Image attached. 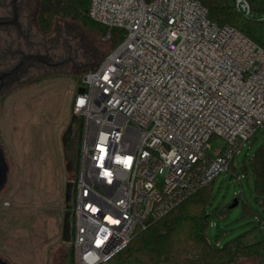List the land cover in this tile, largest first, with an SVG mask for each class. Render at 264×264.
<instances>
[{"label": "built area", "instance_id": "obj_1", "mask_svg": "<svg viewBox=\"0 0 264 264\" xmlns=\"http://www.w3.org/2000/svg\"><path fill=\"white\" fill-rule=\"evenodd\" d=\"M230 1L264 22L253 0ZM89 16L125 32L72 103L83 119L74 263L108 264L138 229L229 172L264 128V49L196 0H90ZM213 138L225 146L211 149Z\"/></svg>", "mask_w": 264, "mask_h": 264}, {"label": "rangeland", "instance_id": "obj_2", "mask_svg": "<svg viewBox=\"0 0 264 264\" xmlns=\"http://www.w3.org/2000/svg\"><path fill=\"white\" fill-rule=\"evenodd\" d=\"M4 1L3 7L0 6V16H8L11 12L9 6L4 7L10 1ZM21 22L23 36L15 29L10 28V32L0 30V58L7 51L18 48L26 53L48 48L54 57L71 59L54 73L31 72L26 80L0 95V144L10 167L8 184L0 195V203L10 202L9 207L0 209V256L10 264H48L49 247L59 259L67 251V247L62 246V227L65 213L71 211L67 206L74 201L73 185L71 183V188H68V183L72 182L70 178H75L72 175L77 166L76 129L77 126L79 129V122L74 126L76 146L72 143L68 151L70 160L64 156L62 137L74 116L73 99L84 74L115 48L112 42L78 25L61 24L51 35L43 36L26 17L21 16ZM28 22L32 26L30 47L25 44V35L30 34L26 28ZM0 63L3 70L11 68L2 60ZM263 143L264 128L241 149L232 171L223 173L212 184L210 211L229 208L235 199L240 198L239 205L227 209L224 216L212 217L207 230L212 244L223 246L243 237L244 242L251 245L264 239V230L254 220L264 208L255 201L251 162ZM210 145L211 149H216L223 148L225 143L213 138ZM245 162L248 169L244 174ZM244 202L256 211L254 216L243 214ZM20 246L26 248L25 262L22 261L23 255L14 251ZM239 264H258V260H243Z\"/></svg>", "mask_w": 264, "mask_h": 264}, {"label": "trees", "instance_id": "obj_3", "mask_svg": "<svg viewBox=\"0 0 264 264\" xmlns=\"http://www.w3.org/2000/svg\"><path fill=\"white\" fill-rule=\"evenodd\" d=\"M208 10L209 18L219 26H230L251 39L264 49V22L248 19L237 13L230 0H196ZM2 6L4 0H0ZM2 4V5H1ZM252 6L258 13L264 12V0H253ZM90 0H22L20 13L22 17L33 23L38 33L43 36L51 35L61 24L78 25L98 37L112 42L116 48L125 38V32L120 29H109L89 16ZM33 21V22H32ZM110 38L106 40L107 35ZM101 63V62H100ZM97 64L94 68H97ZM91 70V69H90ZM82 83L78 89L81 88ZM79 122V129L78 123ZM78 132V157L76 172L69 179L68 188L73 185L72 198L75 197L78 179L79 149L81 145L83 119L78 117L73 123ZM75 138L64 146V156L69 158V149ZM255 179V201L264 208V143L257 149L251 160ZM233 164L231 165V168ZM248 164L245 162L242 172L247 173ZM232 169H230V172ZM215 182V181H214ZM212 182L195 195L174 208L162 219L151 223L146 229H138L129 244L118 252L108 264H239L243 260L257 259L258 264H264V239L255 244L247 245L243 237H238L223 246L212 244L207 236L211 219L224 216L226 210L210 211L212 201ZM70 190V189H69ZM238 200L240 198L238 197ZM70 203V199L67 200ZM74 203V201H73ZM69 210L71 206H67ZM243 214L254 216V211L247 203H243ZM73 219H71V224ZM62 246L67 251L61 259L48 252V264H75L73 248V227L71 241Z\"/></svg>", "mask_w": 264, "mask_h": 264}, {"label": "water", "instance_id": "obj_4", "mask_svg": "<svg viewBox=\"0 0 264 264\" xmlns=\"http://www.w3.org/2000/svg\"><path fill=\"white\" fill-rule=\"evenodd\" d=\"M11 8V12L8 16H0V30L8 32L9 29L13 28L19 35H22L23 24L21 22V13L19 10V0H10L8 5ZM12 55H19V61L17 64L9 69L0 68V94L16 84H20L23 76L29 71V69L36 67V64L47 65L48 67L57 68L63 63L51 64V59L45 54L40 53H26L24 50L18 48L11 52ZM47 58L50 61H47ZM68 62V61H67ZM79 93L84 92V88L78 89ZM1 106V100H0ZM78 116L72 117L71 123L63 134L62 144L66 146L72 139L73 136V123L77 120ZM10 167L6 158L5 151L0 144V195L6 188L9 180ZM68 200V199H67ZM239 205V200L235 199L231 205V209ZM71 211H68L64 215L63 227H62V239L64 242L71 241ZM0 264H10L8 260H5L0 256Z\"/></svg>", "mask_w": 264, "mask_h": 264}, {"label": "flooded vegetation", "instance_id": "obj_5", "mask_svg": "<svg viewBox=\"0 0 264 264\" xmlns=\"http://www.w3.org/2000/svg\"><path fill=\"white\" fill-rule=\"evenodd\" d=\"M10 1V0H9ZM21 3H22V0H19V10H20V5H21ZM8 5H6V6H4V7H7ZM3 7V6H2ZM10 8V7H9ZM27 21H29V20H27ZM28 27V29H27V31L28 32H30V34L28 35H25V37H26V43L25 44H27L28 46H29V39H30V35H31V31H32V26L30 27V24H29V22L26 24V28ZM24 28V27H23ZM13 29V28H12ZM11 29V30H12ZM6 32V31H5ZM10 32V31H9ZM30 47V46H29ZM45 47V46H44ZM11 52H6V54H5V56H3V58H0V60H2L3 62H4V64L5 63H7L8 65V67H13V66H15L16 64H17V62L19 61V55H12V54H10ZM29 53H35V54H37V53H40V54H43V55H47L50 59H51V61H50V59L49 58H47V61L49 60L50 62H51V64H56V63H63V64H61L60 66H58L57 68H61V67H63V65L65 64V63H67V61H69L71 58H69L68 56V59L66 60V58H61V57H54V56H52L51 54H50V50H48V48L47 49H45L44 51H39V52H33V51H31V52H29ZM10 59V61H8ZM17 61V62H16ZM11 63V64H10ZM13 63H15V64H13ZM1 64V63H0ZM0 68L1 69H3V67H1L0 66ZM57 68H55V67H48L47 65H43V64H36V67H33V68H31V69H29V71L23 76V78H22V80L24 81V80H26L29 76H30V74H31V72H33V71H35V72H39V73H41V74H46L48 71H50L51 73H54V70L55 69H57ZM7 90V89H6ZM2 94V93H1ZM0 94V95H1Z\"/></svg>", "mask_w": 264, "mask_h": 264}, {"label": "crops", "instance_id": "obj_6", "mask_svg": "<svg viewBox=\"0 0 264 264\" xmlns=\"http://www.w3.org/2000/svg\"><path fill=\"white\" fill-rule=\"evenodd\" d=\"M50 248V247H49ZM26 248L25 247H23V246H20V247H17L14 251L15 252H17V253H20V254H22L23 256L22 257H24L23 258V260L22 261H27V255H26V250H25ZM27 252H28V250H27Z\"/></svg>", "mask_w": 264, "mask_h": 264}]
</instances>
